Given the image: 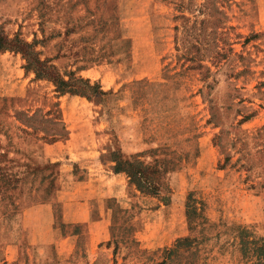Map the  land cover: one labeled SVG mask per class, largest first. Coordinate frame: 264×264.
<instances>
[{"label": "rangeland", "instance_id": "1", "mask_svg": "<svg viewBox=\"0 0 264 264\" xmlns=\"http://www.w3.org/2000/svg\"><path fill=\"white\" fill-rule=\"evenodd\" d=\"M0 29L105 93L0 50V264H264V0H0ZM112 143L166 161L157 196Z\"/></svg>", "mask_w": 264, "mask_h": 264}, {"label": "trees", "instance_id": "2", "mask_svg": "<svg viewBox=\"0 0 264 264\" xmlns=\"http://www.w3.org/2000/svg\"><path fill=\"white\" fill-rule=\"evenodd\" d=\"M0 50L19 53L25 61L26 69L32 71L36 79L50 81L57 92L61 94L69 92L91 100L98 105L104 104L105 93L100 90L99 86L96 84L90 85L86 80L74 77L72 73H68L67 79L64 80L46 60L38 58L37 53L33 51L30 44L21 41L17 37L8 39L1 29ZM54 135L56 134H51V138ZM140 156V154H137L128 159H122L119 149L113 143L108 146L105 154H101V158H105L112 164L110 167L113 174H124L128 183L140 194L157 196L158 191L164 186L162 178L167 170L166 161L153 159L151 163H144L138 159ZM188 209H190L189 204H187V215Z\"/></svg>", "mask_w": 264, "mask_h": 264}, {"label": "crops", "instance_id": "3", "mask_svg": "<svg viewBox=\"0 0 264 264\" xmlns=\"http://www.w3.org/2000/svg\"><path fill=\"white\" fill-rule=\"evenodd\" d=\"M113 176H115V175H113Z\"/></svg>", "mask_w": 264, "mask_h": 264}]
</instances>
